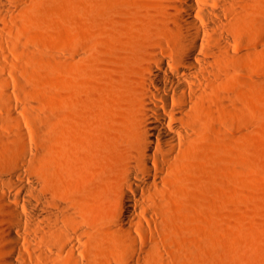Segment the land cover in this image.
Masks as SVG:
<instances>
[{
	"label": "bare ground",
	"instance_id": "1",
	"mask_svg": "<svg viewBox=\"0 0 264 264\" xmlns=\"http://www.w3.org/2000/svg\"><path fill=\"white\" fill-rule=\"evenodd\" d=\"M40 1L49 12L50 0H0V161L11 155L0 177L1 264H140L151 249L139 237H152L193 155L225 130L231 259L264 264L253 232L255 217L264 228V193L253 208L243 193L254 0H100L114 15L97 30L72 18L58 52L27 34ZM109 28L117 32L110 44ZM39 60L54 77L47 112L23 106L26 68ZM105 187L113 193L107 215ZM105 239L119 246L113 256Z\"/></svg>",
	"mask_w": 264,
	"mask_h": 264
},
{
	"label": "rangeland",
	"instance_id": "2",
	"mask_svg": "<svg viewBox=\"0 0 264 264\" xmlns=\"http://www.w3.org/2000/svg\"><path fill=\"white\" fill-rule=\"evenodd\" d=\"M93 1L91 4L90 0H50L49 12L44 10L41 1L35 2L31 7V18L27 21L29 38L33 43H40L41 49L48 44L55 52L63 51L70 42L72 18L83 19L88 28L97 30V22L102 16L110 18L114 15L112 7L103 9L99 5L100 0ZM254 2L249 20L256 25L254 34L257 40L249 48L251 56L246 62L248 70L243 78L246 89L244 115L246 123L253 129L247 142L248 174L246 189L243 190L248 208L256 207V199L264 193L261 190L264 189V0ZM116 36L117 32L109 28L104 41L108 39L110 44ZM35 62L26 68L24 87L28 98L23 100V106L31 111L37 108L47 112L52 106L46 93L53 91L54 77L44 71L41 60ZM226 88V91L233 92L236 85H227ZM20 116L24 120V132L33 137V115L24 112ZM225 133L215 138V145L206 152L200 150L193 155L182 182L176 181L178 183L168 192L169 204H162L163 216L157 225L150 227L152 237H139L138 246L148 242L151 249L140 264H233L229 230L233 201L229 193L228 150L222 140L227 135L226 130ZM10 163L11 155L0 161V177ZM112 194L107 187L103 188L101 209L105 215L112 211ZM254 225L256 243L264 248V228L260 226L258 217L254 218ZM103 246L110 256L117 253L119 247L111 239H105Z\"/></svg>",
	"mask_w": 264,
	"mask_h": 264
}]
</instances>
